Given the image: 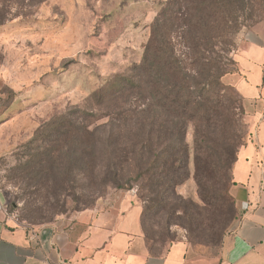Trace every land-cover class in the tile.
Segmentation results:
<instances>
[{"label": "trees", "instance_id": "obj_1", "mask_svg": "<svg viewBox=\"0 0 264 264\" xmlns=\"http://www.w3.org/2000/svg\"><path fill=\"white\" fill-rule=\"evenodd\" d=\"M253 2L167 0L151 25L141 62L92 97L98 106L119 108L99 125L102 118L92 111L55 117L36 131L34 140H42L44 149L34 159L50 162L55 146L91 144L99 152L100 140H110L115 180H135L146 198L142 225L148 239L154 240L148 220L166 212L186 229L190 243L221 250L237 217L234 167L249 139L235 112H244L243 98L231 96L224 81L239 71L227 50L242 28L258 21L253 12L247 14ZM191 124L194 170L187 142ZM192 174L199 202L178 192Z\"/></svg>", "mask_w": 264, "mask_h": 264}, {"label": "rangeland", "instance_id": "obj_2", "mask_svg": "<svg viewBox=\"0 0 264 264\" xmlns=\"http://www.w3.org/2000/svg\"><path fill=\"white\" fill-rule=\"evenodd\" d=\"M166 1L0 0V19H4L0 25V190L20 223L38 226L73 215L116 190H130L142 207L146 204L135 180H115L110 140H100L99 152L91 144L84 149L55 146L51 161L40 163L34 158L44 144L34 135L47 122L74 109L97 113L102 118L97 125L108 120L107 114L119 106H98L92 97L110 89L114 79L141 62L151 25ZM253 3L247 14L253 12L258 21L242 28L227 50L234 60L244 35L264 20V0ZM229 93L239 99L234 86ZM235 112L249 138L245 108L243 113L240 108ZM193 134L191 124L187 142L192 170ZM178 192L200 201L193 174ZM157 214L148 220L156 249L185 240L195 253L220 255L216 246L190 243L186 229L169 219L168 213Z\"/></svg>", "mask_w": 264, "mask_h": 264}, {"label": "crops", "instance_id": "obj_3", "mask_svg": "<svg viewBox=\"0 0 264 264\" xmlns=\"http://www.w3.org/2000/svg\"><path fill=\"white\" fill-rule=\"evenodd\" d=\"M236 61L239 71L224 81L242 96L251 133L234 167L237 217L219 256L195 253L185 240L156 249L130 190L38 226L11 219L0 190V264H264V20L244 35Z\"/></svg>", "mask_w": 264, "mask_h": 264}, {"label": "built area", "instance_id": "obj_4", "mask_svg": "<svg viewBox=\"0 0 264 264\" xmlns=\"http://www.w3.org/2000/svg\"><path fill=\"white\" fill-rule=\"evenodd\" d=\"M10 218L13 219L16 222H19V218L16 212H11L10 213Z\"/></svg>", "mask_w": 264, "mask_h": 264}]
</instances>
